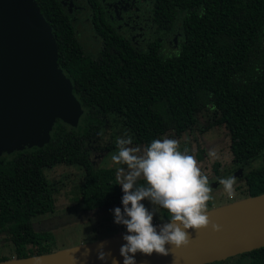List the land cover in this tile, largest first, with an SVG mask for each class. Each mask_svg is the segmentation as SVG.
<instances>
[{"label": "trees", "instance_id": "16d2710c", "mask_svg": "<svg viewBox=\"0 0 264 264\" xmlns=\"http://www.w3.org/2000/svg\"><path fill=\"white\" fill-rule=\"evenodd\" d=\"M37 3L52 27L58 65L84 111L75 127L56 120L43 146L0 156V232L12 249L0 261L53 251L52 234L34 225L37 217L54 213L56 190L46 168H83V179L66 193L76 209L121 202L115 169L93 167L86 145L110 124L146 148L166 133L180 137L206 113L215 119L211 125L229 132L233 168L247 167L238 186L242 198L264 192V164L248 169L264 156V0H157L161 16L181 21L177 50H140L112 38L95 61L77 51L56 0ZM159 210L162 221L169 220L167 210ZM260 252L264 257V247L251 254Z\"/></svg>", "mask_w": 264, "mask_h": 264}, {"label": "water", "instance_id": "95a60500", "mask_svg": "<svg viewBox=\"0 0 264 264\" xmlns=\"http://www.w3.org/2000/svg\"><path fill=\"white\" fill-rule=\"evenodd\" d=\"M83 108L70 79L58 65V46L52 27L36 0H0V154L50 140L56 120L77 126ZM239 175H244L238 169ZM210 224L188 229L189 244L173 255H136V264H209L264 247V192L207 209ZM167 221L154 223L162 226ZM222 231L213 232L211 224ZM125 232L93 242L0 264H123L120 247ZM110 252L107 262L98 253ZM88 252V255H86Z\"/></svg>", "mask_w": 264, "mask_h": 264}, {"label": "clouds", "instance_id": "9594fccd", "mask_svg": "<svg viewBox=\"0 0 264 264\" xmlns=\"http://www.w3.org/2000/svg\"><path fill=\"white\" fill-rule=\"evenodd\" d=\"M209 107L215 110V105ZM116 148L111 160L117 166L116 181L123 192V208L112 211L114 223L126 228L122 236L125 243L120 247L123 264H136L138 253L147 257L153 254L166 257L171 253L174 257L172 249L166 245L175 249L187 246L189 236L186 230L198 231L210 224L206 213L213 189L208 177L202 174L188 148L181 150L176 139H154L142 149L133 146V137L126 132L116 139ZM208 155L212 159L219 158L215 149H210ZM218 182L227 196L233 198L237 178L232 175L218 178ZM144 200L153 205L152 211L142 203ZM156 207L169 214V222L163 223L159 230L153 224ZM211 229L213 232L222 231L221 225L215 223L211 224ZM109 257L110 252L101 250L97 258L107 262ZM111 264H119V261L111 257Z\"/></svg>", "mask_w": 264, "mask_h": 264}, {"label": "rangeland", "instance_id": "374dc122", "mask_svg": "<svg viewBox=\"0 0 264 264\" xmlns=\"http://www.w3.org/2000/svg\"><path fill=\"white\" fill-rule=\"evenodd\" d=\"M214 120L206 113L199 114L196 123L180 137L166 133L160 138L161 140L165 137L178 140L181 150L187 147L189 154L197 160L202 174L208 177L210 187L213 189L212 199L208 201L207 209L241 199V189L238 186L243 184L244 175H239L237 171L239 168L242 169L243 174L247 171V167L233 168L232 155L229 150V132L224 125H211L210 123H213ZM117 127L120 128L110 124L109 128H105L100 132V138L95 143L92 142L88 145L90 147L88 156L95 168L113 167L116 172L117 166L113 164L111 155L117 151L116 139L124 135L123 132H119ZM97 143L103 148H109L111 145H114V148L104 150L103 153L101 151H91ZM133 146L144 148V145L140 143H133ZM210 149H215L218 152V159L209 157L208 152ZM4 153L10 154L7 152L2 154ZM215 163L219 164L218 172L214 170ZM263 164L264 156H261L248 165V169L257 168ZM84 173L82 167L74 164H57L45 169L48 181L56 190L54 213L53 215L37 217L34 225L37 230H46L52 234L51 249L53 251L104 239L126 231L123 225L114 223L112 211L117 207L123 208L122 202L91 210L69 208L70 205H73V202L70 201L66 193L71 185L83 179ZM232 175L237 178V183L234 185L235 195L230 199L223 191V186L219 185L218 178H226ZM142 203L150 211L153 210V205L147 203L146 200ZM154 210L156 212L153 217V224L162 221L159 208L156 207ZM5 237L6 234L0 232V256L12 255L11 246L7 245ZM233 260L234 258H229L226 260V264H231ZM220 263L217 262V264Z\"/></svg>", "mask_w": 264, "mask_h": 264}, {"label": "flooded vegetation", "instance_id": "af4514ba", "mask_svg": "<svg viewBox=\"0 0 264 264\" xmlns=\"http://www.w3.org/2000/svg\"><path fill=\"white\" fill-rule=\"evenodd\" d=\"M56 2L59 12L68 22V28L73 31L77 51L85 54L92 61L106 54V39L116 38L121 45H130L140 50L156 48L157 51L161 49L162 52L177 50L183 41L181 21L177 22L176 16L172 18L161 16L158 12L157 0H56ZM175 22L178 23L176 27ZM98 138L100 134L87 141L88 152L90 148L88 145L95 143ZM109 149L112 147L103 148L97 143L91 151L103 153L104 150ZM5 155L8 154L4 153L1 157ZM92 166L94 167L93 164ZM75 205L73 203L69 208L77 210ZM48 215L53 213L43 216ZM257 249L230 257L234 258L231 264H251L252 262L264 264L261 262L264 259L261 252L258 255L251 254ZM228 259L218 262L226 264ZM215 263L217 264V262L209 264Z\"/></svg>", "mask_w": 264, "mask_h": 264}, {"label": "crops", "instance_id": "0c3cea01", "mask_svg": "<svg viewBox=\"0 0 264 264\" xmlns=\"http://www.w3.org/2000/svg\"><path fill=\"white\" fill-rule=\"evenodd\" d=\"M121 233V232H120Z\"/></svg>", "mask_w": 264, "mask_h": 264}]
</instances>
